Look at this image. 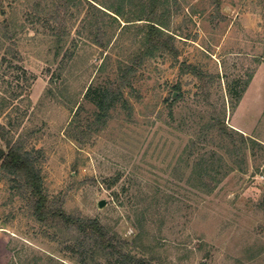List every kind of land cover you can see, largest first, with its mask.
I'll list each match as a JSON object with an SVG mask.
<instances>
[{
    "label": "rangeland",
    "instance_id": "1",
    "mask_svg": "<svg viewBox=\"0 0 264 264\" xmlns=\"http://www.w3.org/2000/svg\"><path fill=\"white\" fill-rule=\"evenodd\" d=\"M95 4L0 0V146L37 156L50 200L136 257L264 264V0H170L178 56L137 66L129 107L104 121L94 91L141 48L145 21ZM75 242L0 168V264H119Z\"/></svg>",
    "mask_w": 264,
    "mask_h": 264
},
{
    "label": "trees",
    "instance_id": "2",
    "mask_svg": "<svg viewBox=\"0 0 264 264\" xmlns=\"http://www.w3.org/2000/svg\"><path fill=\"white\" fill-rule=\"evenodd\" d=\"M88 2L96 8L95 3L101 4L123 17L126 21L124 26L134 24L135 21H145L144 27L140 29L143 32L141 48L135 52L129 63L120 66L116 81L100 86L94 91V100L98 106L97 120L104 121L117 102L122 101L125 107H129L124 90L132 85V77L137 71V66L145 59L162 53L178 56V51L174 43L175 35L168 31L171 16L170 0H88ZM62 34L58 35L59 44L62 42ZM61 48L62 45L57 53H60ZM240 96L241 93L238 97ZM212 125L218 126L226 136L230 135L220 117H216ZM0 168L12 175L19 187L25 189L37 222L45 227L72 234L76 241L75 248L86 256L94 257L101 254L114 258L119 264H153L150 260L136 257L128 251L125 242L112 234L99 218L74 215L68 213L63 206L54 204L46 192L37 156L32 152L24 150L18 144L8 143L7 150L0 146Z\"/></svg>",
    "mask_w": 264,
    "mask_h": 264
},
{
    "label": "water",
    "instance_id": "3",
    "mask_svg": "<svg viewBox=\"0 0 264 264\" xmlns=\"http://www.w3.org/2000/svg\"><path fill=\"white\" fill-rule=\"evenodd\" d=\"M106 204V201L104 199L99 201V206L103 207Z\"/></svg>",
    "mask_w": 264,
    "mask_h": 264
}]
</instances>
